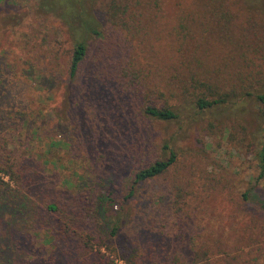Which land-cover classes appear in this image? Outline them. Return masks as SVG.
Masks as SVG:
<instances>
[{"label": "rangeland", "instance_id": "374dc122", "mask_svg": "<svg viewBox=\"0 0 264 264\" xmlns=\"http://www.w3.org/2000/svg\"><path fill=\"white\" fill-rule=\"evenodd\" d=\"M103 3L0 0V197L25 207L0 209V264H127L128 249L136 252L131 262H154L131 246L130 233L173 242V264H226L235 255L238 262L230 264H264L257 209L264 180L254 156L264 144V103L255 97L264 83L244 80L264 75L263 0L228 5L232 22L210 19L205 42L200 35L168 36L186 0H132L127 11L138 16H126L120 26L98 9ZM82 12L101 22L94 38L76 25ZM82 37L86 55L69 78L70 48ZM114 59L123 68L116 75ZM209 100L218 102L197 105ZM144 104L166 106L176 116L146 115ZM170 152L174 161L163 175L122 197L136 169ZM170 181L173 193L177 185L184 190V204L173 196V220L164 193ZM77 193L117 223L109 250L97 246L98 238L83 248L81 232L71 223L65 228V217L46 208Z\"/></svg>", "mask_w": 264, "mask_h": 264}, {"label": "trees", "instance_id": "16d2710c", "mask_svg": "<svg viewBox=\"0 0 264 264\" xmlns=\"http://www.w3.org/2000/svg\"><path fill=\"white\" fill-rule=\"evenodd\" d=\"M257 1L259 0H186L185 7L184 9L181 10L180 15L178 17L177 28L172 30L171 33L168 32L169 33L168 36L173 34V31H175L178 35L180 34L182 41L183 40L186 41L189 39H194L195 35H200V38L198 40H202L205 42L206 39L205 36L209 31V28H207V26L210 19L213 20V22H218V20H227L226 24L229 26V24L232 22V16L228 13L229 12L227 10L228 5L240 4L242 7H251L253 5H256L255 3H257ZM131 2L132 0H104L103 5H101L98 9L101 10L104 14H106V19L111 24L120 26L124 24L126 20V16L129 20H135L138 16V14L136 13L127 11V7ZM149 2L151 4L159 5L161 0H149ZM263 6H264V0H263ZM81 16L82 17L78 19L76 25L80 27L84 32H86L87 37L90 36L91 38H94L95 35L99 33L97 24L101 22L96 21L95 17H93V15L91 14H84V12H82ZM186 17H188L189 19L188 21L185 22ZM198 28H200V30H198ZM131 29L133 30V28ZM192 29L194 30L195 33L188 34V32H190V30ZM86 39L87 38H83V37L79 39H74L72 47L70 48V53L67 61V75L69 78L76 76L79 67L83 62V59L87 51ZM113 61L115 62L111 63L112 64L111 71L114 74L117 71L122 72L123 71L122 66L119 68L120 60L114 59ZM194 61L196 63L198 62L196 60ZM160 67L164 68L162 66ZM256 75L258 76L257 78H255L254 75H249L246 76L244 80L249 82L254 81V83H257L259 87H263V83H264L263 72L260 71ZM124 76L129 79L133 77L132 73L130 72H128V74L124 73ZM98 78H101V76H98ZM86 82L87 81H85V83ZM128 83L129 86L133 87V89H136L134 87L135 86L134 83L126 81L127 85ZM81 96L83 97L82 93ZM255 97L257 100L264 103V93L257 94ZM214 102H218V101L216 100L198 101L197 105L200 107L209 106ZM142 112L146 115L162 120L173 119L176 116V113L170 108H167L166 106L156 107L153 105L144 104ZM254 156L257 160L258 178H262L264 180V144H260L254 150ZM174 157H175L174 153L170 152L167 158L155 159L151 163H148L146 166H142L136 169L133 173L132 181L128 186L127 191L125 192L124 195H122V197L126 199L127 196L132 195L133 193L132 187L135 186L136 184L163 175L170 168L171 164L174 161ZM2 168L3 167L0 166L1 171L3 170ZM165 188L166 190L164 193L169 194L168 195L169 206L167 207L170 209L168 213L170 214V216L172 215V220H173V196H175L174 198L177 201L178 205L184 204L183 201L184 190L182 189L181 185H177L174 187L177 188V190L173 193V182L171 181L165 184ZM105 197H106V201H108L109 203L114 201L112 194L109 192L105 194ZM241 197L244 201H247L248 199L247 193H242ZM2 200L4 199L1 196L0 197L1 210L12 208V211L20 213L22 212L21 210L25 208L23 203L17 204V206L13 207L10 204L3 202ZM46 208L53 213L59 212L61 213V215L65 217L64 220L65 228L66 226H68L69 223H71L69 225L76 227L81 232L79 237H81L80 244L82 245L83 248L88 247L87 244L89 240L91 239L94 240L95 238H98L100 242L97 246L109 250L110 245L112 244L111 237L116 235L118 230L117 223L109 220L110 216L107 215L106 211H104V213L101 212V209L98 208V206L96 205V201L95 202L87 201V197L77 193L73 196L68 197L63 202L59 201V204H57L56 202L46 204ZM257 209L261 212V217L264 220V203L258 206ZM103 214L107 216L108 225L110 228V234L106 237H103V235H101L103 233L101 230L100 222L101 221L104 222L103 218H105ZM134 235L136 234L132 235V233H130L129 238H127L129 239L131 246H136L139 247V249H143L149 255L155 257L156 259L154 262L150 261V263L148 264H173V242L170 243V245L172 246L169 247L165 244L164 241L155 242L153 241L152 238H148L146 240L144 239L138 240V239H134ZM63 237L66 239H73L75 235L71 234L70 232H63ZM168 247L169 250H167ZM128 250H129L128 253L125 255L128 258V262H129L127 264H135L131 262L129 259L135 258L136 252L132 249H128ZM198 254L201 256L203 255L202 252ZM226 256L227 255L224 254V257ZM238 256L240 255L229 257L227 260H225V263L230 264L231 262H238ZM194 258H196V255ZM259 258L253 259L254 263H257Z\"/></svg>", "mask_w": 264, "mask_h": 264}]
</instances>
